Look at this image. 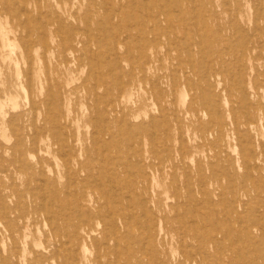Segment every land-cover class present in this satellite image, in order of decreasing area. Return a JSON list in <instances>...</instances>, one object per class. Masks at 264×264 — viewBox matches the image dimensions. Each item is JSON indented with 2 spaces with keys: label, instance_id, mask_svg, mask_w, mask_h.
Masks as SVG:
<instances>
[{
  "label": "rangeland",
  "instance_id": "obj_1",
  "mask_svg": "<svg viewBox=\"0 0 264 264\" xmlns=\"http://www.w3.org/2000/svg\"><path fill=\"white\" fill-rule=\"evenodd\" d=\"M163 1L164 3L162 4L161 2ZM25 2L28 4V6H26L27 8L24 7ZM45 5H47V7H45ZM204 5L205 7H203ZM173 6H175L177 10ZM46 8L47 10H45ZM139 8L140 11H138ZM7 9L9 13H7ZM50 9L52 11H50ZM55 9L57 11H55ZM196 9L198 11H196ZM203 9H205L204 13ZM211 9H213L214 12ZM236 10H238L239 13ZM254 10L256 14H254ZM55 12L58 15H53ZM92 13L95 15H92ZM169 13H171L172 16H169ZM26 15H31L32 17L30 18L36 16L34 18L35 24L38 22V26L34 24V31H31V34L33 33V38L37 40L36 42L38 43H36V59L32 64L26 62V60L18 55L20 44L18 40L15 39V34L21 33V30L17 28L16 25L17 19H19V17L25 19V17H28ZM201 15H203L202 20ZM255 15L259 17L254 18ZM204 16L207 18H204ZM57 17L59 20L56 19ZM168 17L171 18V23ZM60 18H65V21ZM118 18L120 20H118ZM149 19H152V21ZM0 20L6 30L12 29L15 31L14 33H10V40L7 46L0 49V101L3 107V116L2 119H0V154H3L0 155V247L6 249L8 247L10 248L12 245L8 226L13 225L17 231L19 226L22 228L24 224L25 229H23V231L28 232L27 240L29 243L31 242V250L44 251L43 253L48 255V259L43 264H138L139 262L140 264H264V106H262L264 105V82H262L264 81V31H262L264 30V0H0ZM40 21H42L43 25H41L42 23ZM51 21L54 23L52 24ZM110 22L112 24H110ZM217 22L221 24L219 25ZM203 23L205 26H202ZM240 24H243L246 28ZM169 25L171 27H169ZM104 26L106 27L104 28ZM36 27H38V29H36ZM98 27L99 31L97 30ZM100 28H103L102 30H104V32ZM199 28H201L200 31ZM202 28H205L204 31ZM214 28L216 31H214ZM72 29L74 31H72ZM65 30L67 31L65 32ZM91 30H93L92 33ZM139 30L151 32L153 44L152 47L146 51L155 58L157 56L159 59H154L155 61L143 70L136 67L133 60L127 58V52L125 51L128 49L126 44H129L130 41H132V43L137 42V39L132 36ZM152 31H154L153 36ZM22 32H24V35H29L26 31ZM71 32H73V36ZM120 32L121 34L119 35ZM155 32L158 34H155ZM68 33H71V36ZM230 33L233 34L230 36ZM154 35H156L157 38ZM67 36L69 37L67 38ZM199 36L201 37L199 38ZM241 36L244 39L241 38ZM204 37L206 38L204 39ZM257 37L260 39L258 40ZM208 39H211V41ZM232 39H234V41ZM71 44L75 45L74 48L70 46ZM97 44L100 45L98 46ZM58 45L59 48H57ZM44 46L47 48L45 49ZM106 46L112 48L111 52L117 54V58H114L115 55L113 54H104L103 50H105ZM169 47H172L171 50H169ZM184 47H192V50L186 52ZM81 50L83 52L86 51L83 53ZM88 50H90V52ZM131 51L134 56H137V50L132 49ZM239 51L241 52L239 53ZM99 52H101V55ZM76 57H82L83 63ZM46 59H48V61H46ZM71 60L76 61L72 62ZM114 63L120 68H123L125 71L124 76L120 77L119 70L113 68L115 66ZM187 63L190 64L188 65ZM215 64H217V67ZM131 67L134 69V78H131L129 75ZM94 68L99 71L93 73L92 70ZM26 70L31 73L32 76V83L31 85L29 84V86L26 85L19 76V73ZM196 74H198V76ZM200 74L202 76H200ZM231 77L232 80L230 79ZM55 78L57 79L55 80ZM201 78L204 79V81ZM182 79L187 80L185 86H180V80ZM206 79L208 80L206 81ZM48 86L52 88H48ZM127 86H130L129 88H131V90H129L130 94L125 96L124 90ZM243 87L247 90V92H245L246 94L241 93ZM10 94H12L17 101V107H15L13 101L10 100ZM229 94L232 95L229 96ZM218 95L220 96L218 97ZM131 96H133V98ZM219 98L221 100H219ZM233 99H235V101L238 100L236 102L237 104L234 103L235 101ZM155 100H157V102ZM48 101H50V104ZM192 101L193 104H191ZM253 102L256 103L254 104ZM217 105L220 106L221 109ZM249 108H251V110H249ZM203 111L205 112L203 113ZM234 112L237 113L235 114ZM17 115L21 116L19 117ZM98 118H100L101 121ZM127 119L128 121H126ZM261 119H263V121ZM95 120H97V124ZM159 120H161L162 123ZM252 120H254V123L249 125L247 122ZM69 122L71 125H69ZM31 123L33 124L31 125ZM105 123L107 124L105 125ZM109 126H111L110 128L114 129L115 132L111 131L112 129L110 130ZM22 128L23 130H21ZM69 129L72 132L69 131ZM94 129L96 131L95 133ZM76 132L79 134L75 135ZM188 132L189 135L187 134ZM70 133H72V135ZM74 135L75 137L78 136L76 138L77 140H75ZM246 139L250 141L248 142ZM74 141L78 142L75 143ZM93 141L94 143H92ZM57 142H59L60 145L59 143L57 144ZM156 145L160 149L156 147ZM3 146L12 147L7 148V152H2ZM142 147L144 148L142 149ZM150 147L153 150H151ZM113 148H115V150ZM139 148L140 150H138ZM161 148L165 150H161ZM252 149L254 151H252ZM13 151H15V153ZM159 152L160 154H158ZM131 154L132 157L129 158ZM161 155L164 156L162 157ZM229 158L232 159L229 160ZM128 159L134 161L130 162ZM30 160L32 164H30ZM49 161H53L51 162L52 164ZM123 161L124 163L121 164ZM249 161H251V163ZM10 162L13 165H10ZM33 168L34 170H31ZM108 169H110L109 173L116 175L118 179L113 180V178H111V183L106 182L105 185L101 184L100 186V184H97L95 181L100 177H104V175H108L106 172ZM30 176H32V178ZM15 177L17 178L15 179ZM135 178L138 179V181H136ZM36 180H38V182ZM2 183L9 189L3 187ZM89 186L91 187L88 190ZM229 186L230 188H228ZM126 189L128 195L126 194ZM85 190L88 191L86 192ZM35 193L41 195V197ZM193 193H195V195L197 194V196ZM79 194H81V198ZM113 194H116V196L113 197ZM69 196L71 199L68 198ZM57 197L60 201H57ZM134 197L136 200H134ZM49 199L51 201H49ZM190 199H192L191 202ZM19 202L22 203L19 204ZM31 202H33V204ZM79 203H82V205ZM21 204L23 205L21 206ZM203 205L207 206L205 207ZM51 206L54 207L52 208ZM68 206L70 207L68 208ZM89 206L90 208H88ZM76 208L78 209L76 210ZM81 208L86 211L83 212ZM212 210H214L215 213ZM20 212L25 215L24 218H21L23 221L19 218ZM107 212L109 213L107 214ZM126 212H130V214ZM228 214H231V216L229 217ZM93 215L95 217H93ZM142 216H144V218ZM146 218L147 220H145ZM47 219H49L50 222ZM75 219L77 220L75 221ZM91 219L93 220L91 221ZM128 220L129 222H127ZM212 220L214 225L212 224ZM249 220L253 223L249 222ZM116 221L117 223H115ZM86 222L92 223V226L95 227H93L94 231H92V236L87 237V240L82 241L83 243L80 242L75 245V242H72L67 236L70 232L74 230L78 231L82 226L88 224ZM72 223L73 225H71ZM231 225L233 228H231ZM210 229L213 230L210 231ZM230 232L231 235H229ZM21 233L22 232L17 231L15 236L19 237ZM215 233L217 235H215ZM57 234H59V236H57ZM238 234L240 235L239 237ZM115 239H117V242ZM69 245L71 246V250L69 249ZM181 246H184L185 249ZM191 247L193 248L191 249ZM19 250H21V247H19ZM155 254L160 255V259L157 257L158 255L156 256ZM208 254L210 255L208 256ZM4 255H6L5 252ZM25 255L31 262L30 264H37L35 263L36 255L33 252L30 253V251H27ZM97 259L98 261H96ZM217 259L219 260L216 261ZM127 260L128 262L126 263L125 261ZM28 262L25 263L28 264Z\"/></svg>",
  "mask_w": 264,
  "mask_h": 264
},
{
  "label": "bare ground",
  "instance_id": "obj_2",
  "mask_svg": "<svg viewBox=\"0 0 264 264\" xmlns=\"http://www.w3.org/2000/svg\"><path fill=\"white\" fill-rule=\"evenodd\" d=\"M13 1V0H12ZM19 1V0H18ZM40 1V0H39ZM85 1V0H84ZM133 1V0H132ZM135 1V0H134ZM178 1V0H177ZM201 1V0H200ZM213 1V0H212ZM227 1V0H226ZM259 1V0H258ZM93 2V1H92ZM100 2V1H99ZM107 2V1H106ZM153 2V1H152ZM173 2V1H172ZM180 2V1H179ZM13 3V2H12ZM162 4L164 3V1L163 2H161ZM193 3V2H192ZM214 3V2H213ZM15 4V3H14ZM26 4V5H25ZM25 4H24V7H26V6H28V4L25 2ZM101 4V3H100ZM146 4V3H145ZM166 4V3H165ZM174 4V3H173ZM175 4H177V3H175ZM184 4V3H183ZM17 5H18V3H17ZM20 5V4H19ZM49 5V4H48ZM96 5V4H95ZM107 5V4H106ZM105 5V6H106ZM115 5H116V3H115ZM120 5V4H119ZM141 5H142V3H141ZM182 5V4H181ZM202 5V4H201ZM8 6H10V5H8ZM15 6V5H14ZM21 6V5H20ZM20 6H18V7H20ZM88 6H89V4H88ZM107 6H109V5H107ZM106 6V7H107ZM111 6V5H110ZM145 6V5H144ZM209 6V5H208ZM45 7H47V5H45ZM51 7V6H50ZM103 7H104V5H103ZM102 7V8H103ZM105 7V8H106ZM174 8H175V6H173ZM177 7V6H176ZM203 7H205V5L203 6ZM202 7V8H203ZM256 7V6H255ZM254 7V8H255ZM6 8V7H5ZM11 8V7H10ZM14 8V7H13ZM27 8V7H26ZM34 8V7H33ZM94 8V7H93ZM104 8V9H105ZM141 8V7H140ZM140 8H139V10L138 11H140ZM147 8V7H146ZM165 8V7H164ZM169 8V7H168ZM173 8V9H174ZM194 8V7H193ZM199 8H200V6H199ZM211 8H212V5H211ZM218 8V7H217ZM261 8H263V7H261ZM23 9V8H22ZM39 9V8H38ZM156 9V8H155ZM176 9V8H175ZM182 9V8H181ZM180 9V10H181ZM184 9V8H183ZM195 9V8H194ZM210 9V8H209ZM257 9V8H256ZM19 10H20V8H19ZM24 10V9H23ZM26 10V9H25ZM33 10V9H32ZM40 10V9H39ZM43 10V9H42ZM41 10V11H42ZM45 10H47V8L45 9ZM114 10V9H113ZM162 10H164V9H162ZM177 10V9H176ZM204 11H203V13L205 12V9H203ZM211 10H213V9H211ZM210 10V11H211ZM230 10V9H229ZM7 11V13H9L8 12V9L6 10ZM49 11V10H48ZM50 11H52L51 9H50ZM55 11H57L56 9H55ZM112 11V10H111ZM115 11V10H114ZM165 11H166V9H165ZM167 11H170V10H167ZM196 11H198L197 9H196ZM231 11V10H230ZM238 13H239V11L238 10H236ZM20 12V11H19ZM38 12V11H37ZM88 12H89V10H88ZM91 12V11H90ZM142 12V11H141ZM173 12H175V11H173ZM181 12V11H180ZM213 12H214V10H213ZM254 12H255V10H254ZM261 12V11H260ZM21 13V12H20ZM48 13V12H47ZM59 13V12H58ZM78 13V12H77ZM94 13V12H93ZM92 13V15H95V14H93ZM137 13V12H136ZM218 13H219V10H218ZM19 14V13H18ZM32 14V13H31ZM54 14H57L56 12L55 13H53V15ZM105 14V13H104ZM113 14V13H112ZM114 14H115V12H114ZM113 14V15H114ZM120 14V13H119ZM118 14V15H119ZM157 14V13H156ZM167 14V13H166ZM198 14V13H197ZM215 14V13H214ZM217 14V13H216ZM254 14H256V12L254 13ZM25 15V14H24ZM37 15H38V13H37ZM44 15H47V14H44ZM51 15V14H50ZM58 15V14H57ZM60 15V14H59ZM78 15V14H77ZM111 15V14H110ZM152 15H154V14H152ZM169 16H172L171 15V13H169L168 14ZM187 15V14H186ZM231 15V14H230ZM238 15V14H237ZM258 15V14H257ZM257 15H255V17L254 18H258L259 16H257ZM17 16V15H16ZM23 16V15H22ZM26 16H28L27 18L25 17V19L24 18H20L19 16V19H17V28H19L21 31V33H19V34H15V39L16 40H18V42H19V44H20V47H19V53H18V55L22 58V59H24V60H26V62H28V63H31L32 64V62H34V60L36 59V57H35V55H36V52H37V48H36V41L37 40H35L34 38H33V33L31 34V31L33 32L34 31V27H33V25L35 24V17L34 18H30V17H32L31 15H26ZM177 16V15H176ZM184 16V15H183ZM202 16L203 15H201V20H202ZM261 16V15H260ZM39 17H40V15H39ZM51 17V16H50ZM59 17V16H58ZM56 18L57 20H59V18ZM79 17V16H78ZM85 17V16H84ZM93 17H95V16H93ZM116 17V16H115ZM128 17V16H127ZM238 17V16H237ZM12 18V17H11ZM47 18V17H46ZM45 18V19H46ZM52 18V17H51ZM54 18V17H53ZM167 18V17H166ZM177 18V17H176ZM182 18V17H181ZM188 18V17H187ZM204 18H207V17H205L204 16ZM212 18V17H211ZM214 18V17H213ZM50 19V18H49ZM61 19V18H60ZM64 19V20H63ZM63 19H61V20H63V21H65V18H63ZM74 19V18H73ZM117 19V18H116ZM123 19V18H122ZM142 19H143V17H142ZM168 19H169V22H170V17H168ZM167 19V20H168ZM173 19V18H172ZM179 19H180V17H179ZM178 19V20H179ZM183 19H184V17H183ZM199 19V18H198ZM231 19V18H230ZM229 19V20H230ZM84 20V19H83ZM108 20V19H107ZM112 20V19H111ZM118 20H120L119 18H118ZM150 20V19H149ZM185 20V19H184ZM194 20V19H193ZM1 21V20H0ZM38 21H39V18H38ZM76 21V20H75ZM89 21V20H88ZM106 21V20H105ZM150 21H152V19L150 20ZM204 21V20H203ZM209 21V20H208ZM214 21V20H213ZM231 21V20H230ZM241 21V20H240ZM36 22H37V19H36ZM41 23H42V21H40ZM44 22V21H43ZM144 22V21H143ZM160 22V21H159ZM172 22V21H171ZM170 22V23H171ZM239 22V21H238ZM242 22V21H241ZM261 22V21H260ZM264 22V21H263ZM38 23V22H37ZM37 23L35 24L36 26H38L37 25ZM51 23H52V21H51ZM54 23V22H53ZM52 23V24H53ZM62 23V22H61ZM139 23H140V21H139ZM138 23V24H139ZM217 23H219V22H217ZM217 23H216V25H217ZM236 23V22H235ZM235 23H234V26H235ZM6 24V23H5ZM87 24V23H86ZM110 24H112L111 22H110ZM117 24V23H116ZM125 24V23H124ZM180 24V23H179ZM221 23H219V25H220ZM230 24V23H229ZM236 24H238V23H236ZM34 25V26H35ZM41 25H43V23L41 24ZM55 25V24H54ZM80 25V24H79ZM92 25V24H91ZM133 25V24H132ZM131 25V26H132ZM174 25V24H173ZM184 25V24H183ZM225 25V24H224ZM241 25V24H240ZM239 25V26H240ZM243 25V24H242ZM241 25V26H242ZM64 26V25H63ZM65 26H66V24H65ZM88 26H89V22H88ZM93 26V25H92ZM98 26V25H97ZM185 26V25H184ZM192 26V25H191ZM202 26H205L204 25V23H203V25ZM244 26V25H243ZM250 26V25H249ZM58 27H59V25H58ZM106 26H104V28H105ZM111 27H112V25H111ZM169 27H171L170 25H169ZM225 27V26H224ZM245 27V26H244ZM258 27V26H257ZM263 27V26H262ZM45 28V27H44ZM240 28H242V27H240ZM246 28V27H245ZM247 28H249V27H247ZM259 28V27H258ZM36 29H38V27H36ZM66 29V28H65ZM85 29V28H84ZM94 29V28H93ZM99 29V27L97 28V30ZM101 29V28H100ZM103 29V28H102ZM101 29V30H102ZM111 29V28H110ZM119 29V28H118ZM176 29V28H175ZM197 29V28H196ZM203 29V31H204V29L205 28H202ZM253 29V28H252ZM262 29V28H261ZM45 30V29H44ZM113 30V29H112ZM121 30H122V28H121ZM201 30V28H199V31ZM213 30V29H212ZM246 30H248V29H246ZM22 31H26V33L28 32L29 33V35L28 34H26V35H24V32H22ZM67 30H65V32H66ZM69 31V30H68ZM72 31H74L73 29H72ZM85 31V30H84ZM83 31V32H84ZM88 31V30H87ZM86 31V32H87ZM92 31L93 30H91V33H92ZM99 31V30H98ZM103 32H104V30H102ZM195 31V30H194ZM198 31V30H197ZM214 31H216V29L214 28ZM218 31H220V30H218ZM232 31V30H231ZM243 31V30H242ZM253 31V30H252ZM262 31H264V30H262ZM15 31L14 30H6L5 29V27L3 26V24L0 22V49L1 48H3V47H6L7 46V43H8V41L10 40V33H14ZM39 32V31H38ZM158 32V31H157ZM157 32H155V34L157 33ZM250 32V31H249ZM260 32V31H259ZM37 33V32H36ZM43 33H47V32H43ZM72 33V36L74 35L73 34V32H71ZM70 33V34H71ZM95 33V32H94ZM105 33H106V31H105ZM117 33V32H116ZM237 33V32H236ZM248 33V32H247ZM246 33V34H247ZM254 33V32H253ZM253 33H252V35H253ZM264 33V32H263ZM38 34V33H37ZM69 34V33H68ZM69 34V35H70ZM85 34V33H84ZM88 34V33H87ZM86 34V35H87ZM121 34V32L119 33V35ZM134 34H135V32H134ZM153 34H154V31H152V36H153ZM158 34V33H157ZM176 34V33H175ZM185 34V33H184ZM233 34V33H232ZM231 33H230V36L232 35ZM251 34V33H250ZM249 34V35H250ZM256 34V33H255ZM259 34V33H258ZM261 34V33H260ZM39 35V34H38ZM118 35V34H117ZM116 35V36H117ZM168 35V34H167ZM206 35V34H205ZM238 35V34H237ZM242 35V34H241ZM71 36V35H70ZM105 36H107V35H105ZM155 37H156V35H154ZM177 36V35H176ZM203 36H204V34H203ZM206 36H208V35H206ZM211 36V35H210ZM218 36V35H217ZM261 36H263V35H261ZM40 37V36H39ZM44 37V36H43ZM47 37H48V35H47ZM65 37V36H64ZM69 36H67V38H68ZM89 37V36H88ZM91 37V36H90ZM97 37V36H96ZM98 37H100V36H98ZM112 37V36H111ZM132 37H135L136 39H137V42H135V43H132V41H130L129 42V44H126L127 45V50H125L127 53V58L129 59V60H133V63H134V65L136 66V67H138L140 70H143V69H145L148 65H151L152 64V62L153 61H155L154 59H156V60H159L158 59V57L156 56V58L155 57H153V55L152 54H149L146 50L147 49H149V48H151L152 47V44H153V38H151V32H148V31H145V30H139L138 32H136V34L135 35H133ZM201 36H199V38H200ZM250 37V36H249ZM255 37V36H254ZM76 38V37H75ZM157 38V37H156ZM176 38V37H175ZM174 38V39H175ZM206 37H204V39H205ZM218 38V37H217ZM241 38H243L242 36H241ZM256 38V37H255ZM11 39H12V37H11ZM14 39V38H13ZM64 39V38H63ZM89 39V38H88ZM95 39V38H94ZM98 39V38H97ZM105 39V38H104ZM124 39H126V38H124ZM196 39V38H195ZM215 39H216V37H215ZM224 39V38H223ZM237 39V38H236ZM244 39V38H243ZM251 39V38H250ZM249 39V40H250ZM257 39H258V37H257ZM260 39V38H259ZM258 39V40H259ZM73 40V39H72ZM102 40V39H101ZM209 40V39H208ZM214 40V39H213ZM219 40V39H218ZM226 40V39H225ZM233 41H234V39H232ZM63 41V40H62ZM104 41V40H103ZM102 41V42H103ZM117 41V40H116ZM115 41V42H116ZM123 41V40H122ZM178 41V40H177ZM198 41V40H197ZM196 41V42H197ZM207 41V40H206ZM209 41H211V39L209 40ZM251 41V40H250ZM254 41V40H253ZM38 42H39V40H38ZM44 42H45V40H44ZM43 42V43H44ZM65 42V41H64ZM118 42V41H117ZM116 42V43H117ZM174 42V41H173ZM245 42V41H244ZM258 42V41H257ZM88 43H90V42H88ZM100 43V42H99ZM124 43V42H123ZM162 43V42H161ZM180 43V42H179ZM216 43V42H215ZM219 43V42H218ZM235 43V42H234ZM239 43V42H238ZM237 43V44H238ZM259 43H260V41H259ZM38 44V43H37ZM49 44V43H48ZM79 44H80V42H79ZM82 44H83V42H82ZM109 44H110V42H109ZM169 44V43H168ZM171 44V43H170ZM183 44V43H182ZM206 44H208V43H206ZM205 44V45H206ZM225 44H226V41H225ZM246 44H247V42H246ZM47 45V44H46ZM45 45V46H46ZM84 45H86V44H84ZM98 45V44H97ZM96 45V46H97ZM100 45V44H99ZM98 45V46H99ZM232 45H234V44H232ZM40 46H41V44H40ZM45 46H44V48H45ZM70 46H72V48H74V44H71ZM69 46V47H70ZM97 46V47H98ZM111 46V45H110ZM178 46V45H177ZM199 46V45H198ZM209 46V45H208ZM213 46V45H212ZM216 46V45H215ZM215 46H214V48H215ZM235 46V45H234ZM37 47H39V46H37ZM82 47V46H81ZM86 47V46H85ZM84 47V48H85ZM182 47V46H181ZM207 47V46H206ZM224 47H226V46H224ZM228 47H229V44H228ZM243 47V46H242ZM253 47V46H252ZM47 48V47H46ZM45 48V49H46ZM51 48V47H50ZM53 48V47H52ZM56 48V47H55ZM57 48H59V45L57 46ZM66 48V47H65ZM93 48V47H92ZM171 48L172 47H169V50H171ZM178 48V47H177ZM235 48V47H234ZM238 48V47H237ZM81 49V48H80ZM79 49V50H80ZM94 49V48H93ZM101 49V48H100ZM132 49H135V50H137L138 51V54H137V56H134L133 54H132ZM184 49H185V51L186 52H189V50L191 51L192 50V47H184ZM193 49H194V47H193ZM217 49V48H216ZM215 49V50H216ZM239 49V48H238ZM242 49V48H241ZM248 49V48H247ZM52 50V49H51ZM102 50V49H101ZM117 50V49H116ZM168 50V51H169ZM204 50H205V48H204ZM210 50H212V49H210ZM236 50V49H235ZM252 50V49H251ZM262 50H263V48H262ZM48 51V50H47ZM46 51V52H47ZM56 51V50H55ZM82 51V50H81ZM86 51V50H85ZM84 51V52H85ZM89 52H90V50H88ZM112 51V48L111 47H109V46H106L105 47V50H103V52H104V54H107L108 53V55H110V54H113V55H115V57L114 58H117V54H115L114 52H111ZM118 51V50H117ZM228 51V50H227ZM231 51V50H230ZM49 52V51H48ZM52 52V51H51ZM83 52V51H82ZM83 52V53H84ZM102 52V51H101ZM101 52H99L100 53V55H101ZM215 52V51H214ZM241 51H239V53H240ZM252 52V51H251ZM75 53V52H74ZM98 53V52H97ZM96 53V54H97ZM125 53V52H124ZM182 53V52H181ZM206 53V52H205ZM216 53V52H215ZM236 53V52H235ZM238 53V52H237ZM243 53V52H242ZM226 54H227V52H226ZM260 54V53H259ZM69 55V54H68ZM72 55V54H71ZM80 55V54H79ZM82 55V54H81ZM179 55V54H178ZM189 55V54H188ZM188 55H187V57H188ZM207 55V54H206ZM244 55H245V53H244ZM244 55H243V57H244ZM246 55H248V54H246ZM46 56V55H45ZM95 56V55H94ZM107 56V55H106ZM105 56V57H106ZM120 56V55H119ZM181 56V55H180ZM261 56H263V55H261ZM80 57V56H79ZM79 57H76V58H79ZM95 57H97V56H95ZM94 57V58H95ZM102 57V56H101ZM200 57V56H199ZM258 57V56H257ZM39 58V57H38ZM70 58V57H69ZM82 58V57H81ZM81 58H79L81 61H82V59ZM84 58H85V56H84ZM98 58H99V54H98ZM107 58V57H106ZM110 58V57H109ZM189 58V57H188ZM193 58L195 59V57L193 56ZM236 58V57H235ZM59 59V58H58ZM78 59V60H79ZM211 59V58H210ZM240 59V58H239ZM248 59V58H247ZM255 59H257V58H255ZM254 59V60H255ZM113 60V59H112ZM227 60V59H226ZM46 61H48V59H46ZM67 61V60H66ZM69 61V60H68ZM67 61V62H68ZM72 61V60H71ZM74 61H76V60H74ZM74 61H72V62H74ZM119 61H120V59H119ZM163 61V60H162ZM177 61H178V59H177ZM193 61V60H192ZM200 61H201V59H200ZM256 61V60H255ZM70 62V61H69ZM79 62V61H78ZM85 62H86V59H85ZM89 62V61H88ZM97 62H99V61H97ZM190 62H191V60H190ZM225 62V61H224ZM242 62V61H241ZM247 62H249V61H247ZM82 63H83V61H82ZM194 63V62H193ZM210 63V62H209ZM62 64V63H61ZM60 64V65H61ZM72 64V63H71ZM132 64V63H131ZM188 64V63H187ZM190 64V63H189ZM188 64V65H189ZM208 64V63H207ZM30 65V64H29ZM70 65V64H69ZM114 67L113 68H115V69H117V70H119V75H120V77L121 76H124L125 75V71L123 70V68H120L116 63H114ZM217 64H215V66H216ZM227 65V64H226ZM229 65V64H228ZM46 66H47V63H46ZM75 66V65H74ZM112 66V65H111ZM125 66V65H124ZM175 66H176V63H175ZM182 66V65H181ZM184 66V65H183ZM209 66V65H208ZM213 66V65H212ZM250 66V65H249ZM78 67H79V65H78ZM190 67H191V65H190ZM217 67V66H216ZM216 67H215V69H216ZM242 67V66H241ZM245 67H246V65H245ZM133 67H131V69H130V71H129V75L131 76V78H134L133 77V70L134 69H132ZM172 68V67H171ZM178 68H179V66H178ZM184 68V67H183ZM205 68V67H204ZM209 68V67H208ZM232 68V67H231ZM239 68V67H238ZM49 69V68H48ZM163 69V68H162ZM180 69V68H179ZM178 69V70H179ZM210 69V68H209ZM214 69V68H213ZM226 69V68H225ZM246 69V68H245ZM248 69V68H247ZM29 70H32V69H29ZM88 70H89V68H88ZM208 70V69H207ZM212 70V69H211ZM242 70V69H241ZM99 70L98 69H96V68H94L93 70H92V72L93 73H97ZM228 71H230V70H228ZM249 71V70H248ZM248 71H246V72H248ZM48 72V71H47ZM68 72V71H67ZM196 72V71H195ZM201 72V71H200ZM224 72H225V70H224ZM234 72V71H233ZM256 72H257V70H256ZM49 73V72H48ZM47 73V74H48ZM88 73V72H87ZM187 73V72H186ZM203 73V72H202ZM262 73V72H261ZM0 74H1V70H0ZM175 74V73H174ZM209 74V73H208ZM215 74V73H214ZM248 74V73H247ZM251 74V73H250ZM257 74V73H256ZM197 76H198V74H196ZM233 75V74H232ZM19 76H20V78L23 80V82L26 84V85H28L29 86V84L31 85V83H32V76H31V73H29L27 70L26 71H23L22 73H19ZM47 76H49V75H47ZM143 76V75H142ZM161 76V75H160ZM200 76H202L201 74H200ZM239 76V75H238ZM162 77V76H161ZM175 77H176V75H175ZM188 77V76H187ZM205 77V76H204ZM222 77H223V75H222ZM96 78V77H95ZM157 78V77H156ZM190 78V77H189ZM245 78H246V76H245ZM249 78V77H248ZM57 78H55V80H56ZM84 79H85V77H84ZM109 79V78H108ZM198 79H200V78H198ZM202 79V78H201ZM224 79V78H223ZM231 80H232V77L230 78ZM254 79V78H253ZM50 80V79H49ZM96 80V79H95ZM192 80V79H191ZM194 80V79H193ZM203 81H204V79H202ZM208 79H206V81H207ZM217 80V79H216ZM226 80V79H225ZM224 80V81H225ZM264 80V79H263ZM41 81V80H40ZM59 81V80H58ZM122 81V80H121ZM160 81V80H159ZM201 81V80H200ZM235 81H236V79H235ZM247 81H248V79H247ZM246 81V82H247ZM226 82H227V80H226ZM226 82H224V83H226ZM242 82V81H241ZM262 82H264V81H262ZM49 83H51V82H49ZM121 83V82H120ZM142 83V82H141ZM215 83V82H214ZM243 83V82H242ZM65 84V83H64ZM187 84V80L186 79H182V80H180V86H185ZM192 84V83H191ZM199 84H200V82H199ZM206 84V83H205ZM246 84V83H245ZM66 85V84H65ZM96 85V84H95ZM215 85H216V83H215ZM230 85V84H229ZM262 85H263V83H262ZM52 86V85H51ZM76 86V85H75ZM201 86H203V85H201ZM225 86V85H224ZM231 86V85H230ZM236 86V85H235ZM247 86V85H246ZM61 87H63V86H61ZM130 86H127L126 88H125V90H124V95L125 96H128L129 94H130V92H129V90H131V88H129ZM209 87V86H208ZM214 87V86H213ZM223 87V86H222ZM25 88V87H24ZM29 88V87H28ZM48 88H52V87H49L48 86ZM47 88V89H48ZM57 88V87H56ZM118 88H119V86H118ZM212 88V87H211ZM216 88V87H215ZM230 88V87H229ZM61 89V88H60ZM75 89V88H74ZM95 89V88H94ZM141 89V88H140ZM225 89V88H224ZM231 89V88H230ZM236 89V88H235ZM50 90V89H49ZM73 90V89H72ZM122 90V89H121ZM133 90V89H132ZM153 90V89H152ZM174 90V89H173ZM172 90V91H173ZM201 90V89H200ZM215 90V89H214ZM217 90V89H216ZM222 90H223V88H222ZM240 90H241V88H240ZM95 91H96V89H95ZM141 91V90H140ZM189 91H190V89H189ZM60 92H62V91H60ZM98 92V91H97ZM122 92V91H121ZM245 92H247V90L245 89V87H243L242 88V92L241 93H245ZM104 93H106V92H104ZM60 94H62V93H60ZM134 94V93H133ZM199 94H201V93H199ZM232 94H233V92H232ZM232 94H229V96L230 95H232ZM246 94V93H245ZM1 95H2V93H1ZM55 95V94H54ZM90 95H91V93H90ZM95 95H97V94H95ZM253 95V94H252ZM113 96V95H112ZM124 96V97H125ZM134 96V95H133ZM133 96H131L132 98H133ZM138 96V95H137ZM220 95H218V97H219ZM234 96V95H233ZM58 97V96H57ZM108 97H110V96H108ZM252 97V96H251ZM113 98V97H112ZM111 98V99H112ZM128 98V97H127ZM138 98V97H137ZM175 98V97H174ZM193 98V97H192ZM203 98V97H202ZM217 98V97H216ZM232 98V97H231ZM58 99H59V97H58ZM218 99V98H217ZM217 99H215V100H217ZM10 100L11 101H13V103H14V106L15 107H17L18 106V103H17V101L15 100V98L12 96V94H10ZM46 100V99H45ZM63 100V99H62ZM108 100V99H107ZM219 100H221L220 98H219ZM232 100V99H231ZM234 101H235V99H233ZM51 101V100H50ZM50 101H48L49 102V104H50ZM112 101V100H111ZM156 102H157V100H155ZM230 101V100H229ZM238 100H236L234 103H236ZM31 102H32V100H31ZM175 102V101H174ZM252 102V101H251ZM40 103V102H39ZM38 103V104H39ZM254 104L256 103V102H253ZM252 103V104H253ZM264 103V102H263ZM33 104V103H32ZM47 104V103H46ZM107 104H109V103H107ZM106 104V105H107ZM191 104H193V101H192V103ZM237 104V103H236ZM248 104V103H247ZM252 104H251V106H252ZM40 105V104H39ZM218 106V105H217ZM262 106H264V105H262ZM35 107V106H34ZM96 107V106H95ZM207 107V106H206ZM205 107V108H206ZM219 108H220V106H218ZM233 107H234V105H233ZM239 107V106H238ZM255 107V106H254ZM2 104H1V101H0V119H2V116H3V110H2ZM90 108V107H89ZM159 108V107H158ZM174 108V107H173ZM196 108V107H195ZM204 108V107H203ZM208 108V107H207ZM218 108V109H219ZM235 108V107H234ZM243 108V107H242ZM248 108V107H247ZM252 108H253V106H252ZM262 108V107H261ZM43 109V108H42ZM199 109V108H198ZM212 109V108H211ZM221 109V108H220ZM48 110V109H47ZM100 110V109H99ZM249 110H251V108H249ZM210 111V110H209ZM247 111V110H246ZM258 111V110H257ZM256 111V112H257ZM21 112H23V111H21ZM92 112V111H91ZM105 112H106V110H105ZM161 112V111H160ZM205 111H203V113H204ZM115 113V112H114ZM122 113H123V111H122ZM171 113V112H170ZM192 113V112H191ZM211 113V112H210ZM235 113V112H234ZM237 113V112H236ZM235 113V114H236ZM249 113V112H248ZM99 114V113H98ZM104 114V113H103ZM151 114V113H150ZM172 114V113H171ZM206 114V113H205ZM208 114V113H207ZM212 114V113H211ZM243 114V113H242ZM251 114V113H250ZM9 115V114H8ZM24 115V114H23ZM22 115V116H23ZM34 115H35V113H34ZM96 115V114H95ZM124 115V114H123ZM134 115V114H133ZM160 115H161V113H160ZM216 115V114H215ZM214 115V116H215ZM252 115V114H251ZM250 115V116H251ZM17 116H19V115H17ZM21 116V115H20ZM19 116V117H20ZM46 116V115H45ZM93 116V115H92ZM150 116V115H149ZM154 116V115H153ZM158 116V115H157ZM175 116H176V114H175ZM218 116V115H217ZM249 116V115H248ZM25 117V116H24ZM98 117V116H97ZM100 117V116H99ZM104 117H105V115H104ZM116 117V116H115ZM131 117H133V116H131ZM139 117V116H138ZM151 117H152V114H151ZM234 117H235V115H234ZM252 117V116H251ZM259 117H260V114H259ZM11 118H13V117H11ZM21 118H23V117H21ZM108 118V117H107ZM134 118H136V117H134ZM143 118V117H142ZM145 118V117H144ZM154 118V117H153ZM157 118V117H156ZM228 118V117H227ZM93 119V118H92ZM99 120H100V118H98ZM131 119V118H130ZM94 120V119H93ZM138 120V119H137ZM154 120V119H153ZM174 120V119H173ZM177 120V119H176ZM205 120V119H204ZM262 121H263V119H261ZM260 120V121H261ZM96 121V124H97V120H95ZM101 121V120H100ZM126 121H128V119L126 120ZM159 121H161V120H159ZM214 121V120H213ZM227 121V120H226ZM261 121V122H262ZM4 122H5V119H4ZM19 122V121H18ZM62 122V121H61ZM71 122V121H70ZM70 122H69V125H71L70 124ZM106 122V121H105ZM112 122V121H111ZM120 122V121H119ZM129 122H130V120H129ZM142 122V121H141ZM175 122V121H174ZM202 122V121H201ZM215 122V121H214ZM20 123V122H19ZM57 123V122H56ZM161 123H162V121H161ZM179 123V122H178ZM227 123H228V121H227ZM249 125H252L253 123H254V120H252V121H248L247 122ZM33 123H31V125H32ZM60 124V123H59ZM102 124H104V123H102ZM107 123H105V125H106ZM110 124V123H109ZM116 124V123H115ZM135 124V123H134ZM172 124V123H171ZM171 124H170V126H171ZM206 124V123H205ZM262 124V123H261ZM20 125H22V124H20ZM35 125V124H34ZM117 125V124H116ZM131 125V124H130ZM141 125V124H140ZM150 125V124H149ZM217 125V124H216ZM51 126V125H50ZM60 126L62 127V125L60 124ZM108 126V125H107ZM207 126V125H206ZM239 126V125H238ZM37 127V126H36ZM66 127V126H65ZM74 127V126H73ZM105 127V126H104ZM111 126H109V128H110ZM106 128V127H105ZM115 128V127H114ZM124 128V127H123ZM180 128V127H179ZM196 128V127H195ZM198 128V127H197ZM219 128H220V126H219ZM249 128V127H248ZM248 128H247V130H248ZM43 129V128H42ZM73 129H75V128H73ZM78 129H79V127H78ZM112 128H110V130H111ZM126 129H127V127H126ZM141 129V128H140ZM145 129V128H144ZM147 129V128H146ZM149 129V128H148ZM190 129V128H189ZM208 129V128H207ZM237 129V128H236ZM240 129V128H239ZM14 130H15V128H14ZM21 130H23V128L21 129ZM35 130H36V128H35ZM44 130V129H43ZM80 130V129H79ZM106 130V129H105ZM104 130V131H105ZM129 130V129H128ZM150 130H152V129H150ZM157 130V129H156ZM219 130H221V129H219ZM47 131H49V130H47ZM46 131V132H47ZM67 131H68V129H67ZM69 131H71L70 129H69ZM111 131H114V129H112ZM148 131V130H147ZM192 131V130H191ZM199 131V130H198ZM211 131V130H210ZM238 131V130H237ZM72 132V131H71ZM96 131H95V129H94V133H95ZM115 132V131H114ZM146 132V131H145ZM151 132V131H150ZM157 132V131H156ZM195 132V131H194ZM212 132V131H211ZM210 132V133H211ZM248 132H250V131H248ZM14 133V132H13ZM22 133V132H21ZM34 133H35V131H34ZM43 133H45V132H43ZM65 133H66V131H65ZM110 133V132H109ZM112 133V132H111ZM215 133V132H214ZM243 133V132H242ZM69 134V133H68ZM71 135H72V133H70ZM77 134H79V133H75V135H77ZM90 134V133H89ZM132 134V133H131ZM138 134V133H137ZM143 134V133H142ZM152 134V133H151ZM154 134V133H153ZM188 135H189V132L187 133ZM205 134V133H204ZM246 134V133H245ZM19 135H20V132H19ZM46 135H47V133H46ZM75 135H74V137H75ZM112 135V134H111ZM144 135V134H143ZM150 135V134H149ZM158 135V134H157ZM162 135V134H161ZM203 135V134H202ZM212 135V134H211ZM250 135V134H249ZM99 136V135H98ZM105 136H107V135H105ZM134 136V135H133ZM172 136V135H171ZM74 137H72V138H74ZM78 137V136H77ZM77 137H75V140H77L76 138ZM102 137V136H101ZM141 137H142V135H141ZM154 137H155V135H154ZM190 137V136H189ZM228 137V136H227ZM254 137V136H253ZM264 137V136H263ZM32 138V137H31ZM65 138H66V136H65ZM71 138V137H70ZM115 138V137H114ZM129 138H130V136H129ZM151 138V137H150ZM150 138H148V139H150ZM158 138V137H157ZM170 138V137H169ZM244 138H245V136H244ZM22 139V138H21ZM63 139V138H62ZM101 139V138H100ZM124 139H126V138H124ZM132 139H133V137H132ZM141 139H143V138H141ZM250 139V138H249ZM247 140L248 142L250 141V140ZM28 140H29V138H28ZM73 140V139H72ZM104 140V139H103ZM134 140V139H133ZM167 140V139H166ZM186 140V139H185ZM225 140V139H224ZM235 140V139H234ZM12 141V140H11ZM30 141V140H29ZM99 141V140H98ZM143 141V140H142ZM245 141V140H244ZM243 141V142H244ZM246 141V142H247ZM75 142V141H74ZM73 142V143H74ZM76 142H78V141H76ZM75 142V143H76ZM88 142H89V140H88ZM100 142V141H99ZM134 142V141H133ZM173 142V141H172ZM193 142V141H192ZM214 142V141H213ZM258 142V141H257ZM263 142V141H262ZM38 143V142H37ZM59 142H57V144H58ZM63 143H64V141H63ZM62 143V144H63ZM92 143H94V141L92 142ZM128 143V142H127ZM163 143V142H162ZM224 143V142H223ZM14 144V143H13ZM19 144V143H18ZM17 144V145H18ZM55 144V143H54ZM89 144V143H88ZM96 144V143H95ZM134 144V143H133ZM140 144V143H139ZM239 144V143H238ZM16 145V146H17ZM59 145H60V143H59ZM72 145H75V144H72ZM80 145H82V144H80ZM101 145H102V143H101ZM126 145H128V144H126ZM166 145V144H165ZM180 145H181V143H180ZM187 145V144H186ZM207 145V144H206ZM205 145V146H206ZM13 146V145H12ZM12 146H8V147H6V146H3L2 147V152H7V148H9V147H12ZM41 146V145H40ZM56 146V145H55ZM66 146V145H65ZM91 146H92V144H91ZM163 146V145H162ZM217 146V145H216ZM255 146H256V144H255ZM38 147H39V145H38ZM79 147H81V146H79ZM87 147V146H86ZM95 147H97V146H95ZM101 147V146H100ZM122 147H123V145H122ZM144 147H145V143H144ZM144 147H142V149L144 148ZM156 147H158L157 145H156ZM167 147V146H166ZM59 148V147H58ZM64 148V147H63ZM77 148V147H76ZM108 148V147H107ZM132 148V147H131ZM136 148V147H135ZM159 148V147H158ZM247 148V147H246ZM252 148H253V146H252ZM38 149H41V148H38ZM37 149V150H38ZM106 149V148H105ZM114 150H115V148H113ZM122 149V148H121ZM130 149V148H129ZM146 149V148H145ZM150 149L151 150H153L151 147H150ZM160 149V148H159ZM232 149V148H231ZM237 149V148H236ZM18 150V149H17ZM33 150V149H32ZM77 150V149H76ZM81 150V149H80ZM89 150H91V149H89ZM112 150V149H111ZM113 150V151H114ZM137 150V149H136ZM138 150H140V148L138 149ZM155 150H156V148H155ZM154 150V151H155ZM161 150H165V149H162L161 148ZM226 150V149H225ZM34 151V150H33ZM32 151V152H33ZM120 151V150H119ZM173 151V150H172ZM211 151V150H210ZM252 151H254L253 149H252ZM14 153H15V151H13ZM22 152H23V150H22ZM30 152V151H29ZM42 152V151H41ZM64 152V151H63ZM104 152V151H103ZM122 152V151H121ZM130 152H132V151H130ZM145 152V151H144ZM211 152H213V151H211ZM87 153V152H86ZM110 153V152H109ZM123 153V152H122ZM128 153V152H127ZM134 153V152H133ZM150 153H151V151H150ZM164 153H165V151H164ZM184 153H185V151H184ZM183 153V154H184ZM206 153V152H205ZM225 153H227V152H225ZM58 154H59V151H58ZM62 154V153H61ZM64 154H65V152H64ZM92 154V153H91ZM120 154V153H119ZM118 154V155H119ZM124 154V153H123ZM141 154H142V152H141ZM158 154H160V152L158 153ZM166 154V153H165ZM170 154V153H169ZM231 154V153H230ZM0 155H3V154H0ZM15 155V154H14ZM26 155V154H25ZM40 155V154H39ZM88 155V154H87ZM96 155V154H95ZM104 155V154H103ZM140 155V154H139ZM138 155V156H139ZM227 155V154H226ZM38 156V155H37ZM124 156V155H123ZM122 156V157H123ZM128 156V155H127ZM141 156V155H140ZM160 156V155H159ZM162 157L164 156V155H161ZM174 156H175V154H174ZM245 156V155H244ZM14 157V156H13ZM21 157V156H20ZM19 157V158H20ZM26 157V156H25ZM40 157V156H39ZM38 157V158H39ZM63 157V156H62ZM103 157V156H102ZM132 157V154H131V156L129 157V158H131ZM142 157V156H141ZM158 157V156H157ZM230 157V156H229ZM47 158V157H46ZM135 158V157H134ZM139 158V157H138ZM144 158V157H143ZM159 158V157H158ZM188 158V157H187ZM14 159V158H13ZM103 159V158H102ZM108 159H110V158H108ZM114 159H115V157H114ZM162 159V158H161ZM232 159V158H231ZM230 158H229V160H231ZM249 159V158H248ZM39 160V159H38ZM117 160V159H116ZM120 160V159H119ZM118 160V161H119ZM129 160V159H128ZM140 160V159H139ZM160 160V159H159ZM191 160V159H190ZM244 160V159H243ZM4 161V160H3ZM39 161H42V160H39ZM48 161V160H47ZM117 161V162H118ZM130 162L132 161L131 159L129 160ZM134 161V160H133ZM132 161V162H133ZM141 161V160H140ZM139 161V162H140ZM162 161V160H161ZM165 161V160H164ZM192 161H194V160H192ZM210 161V160H209ZM256 161V160H255ZM15 162V161H14ZM24 162V161H23ZM50 162V161H49ZM51 162H53V161H51ZM50 162V163H51ZM199 162V161H198ZM250 163H251V161H249ZM248 162V163H249ZM122 163H124V161L123 162H121V164ZM126 163H127V161H126ZM125 163V164H126ZM160 163V162H159ZM165 163V162H164ZM192 163V162H191ZM2 164H3V162H2ZM12 163L10 162V165H11ZM23 164V163H22ZM30 164H32V162H31V160H30ZM29 164V165H30ZM42 164H43V162H42ZM52 164V163H51ZM117 164V163H116ZM119 164V163H118ZM130 164V163H129ZM143 164V163H142ZM145 164V163H144ZM193 164V163H192ZM239 164V163H238ZM243 164H244V162H243ZM13 165V164H12ZM15 165V164H14ZM16 165H17V162H16ZM127 165V164H126ZM249 165V164H248ZM258 165V164H257ZM3 166V165H2ZM1 166V167H2ZM21 166H23V165H21ZM30 166H32V165H30ZM29 166V167H30ZM91 166V165H90ZM106 166V165H105ZM124 166V165H123ZM199 166V165H198ZM225 166V165H224ZM256 166V165H255ZM6 167V166H5ZM4 167V168H5ZM10 167V166H9ZM33 167V166H32ZM111 167V166H110ZM117 167V166H116ZM169 167V166H168ZM180 167V166H179ZM194 167V166H193ZM200 167V166H199ZM248 167V166H247ZM11 168V167H10ZM21 168V167H20ZM41 168V167H40ZM92 168V167H91ZM188 168V167H187ZM190 168H192V167H190ZM22 169V168H21ZM24 169H25V167H24ZM145 169V168H144ZM0 170H1V168H0ZM6 170V169H5ZM17 170H18V167H17ZM31 170H34V168L33 169H31ZM41 170V169H40ZM39 170V171H40ZM66 170H68V169H66ZM118 170V169H117ZM120 170V169H119ZM122 170V169H121ZM126 170V169H125ZM124 170V171H125ZM129 170V169H128ZM187 170V169H186ZM228 170V169H227ZM241 170V169H240ZM25 171V170H24ZM80 171V170H79ZM98 171V170H97ZM131 171V170H130ZM160 171V170H159ZM13 172V171H12ZM83 172V171H82ZM106 172L108 173V175H104V177H100L98 180H96L95 182H97V184H100V186H101V184L102 185H105L106 184V182H108V183H111L112 182V180H111V178H113V180H117L118 178H117V176L116 175H113V174H111V173H109L110 172V169H108V170H106ZM119 172V171H118ZM142 172V171H141ZM152 172V171H151ZM14 173V172H13ZM33 173V172H32ZM124 173V172H123ZM130 173V172H129ZM188 173V172H187ZM186 173V174H187ZM192 173V172H191ZM199 173V172H198ZM244 173V172H243ZM29 174H30V171H29ZM37 174V173H36ZM90 174V173H89ZM88 174V175H89ZM178 174V173H177ZM189 174V173H188ZM203 174V173H202ZM224 174V173H223ZM226 174V173H225ZM231 174V173H230ZM229 174V175H230ZM68 175V174H67ZM139 175V174H138ZM11 176H12V173H11ZM13 176H15V175H13ZM90 176V175H89ZM122 176V175H121ZM192 176V175H191ZM202 176V175H201ZM31 178H32V176H30ZM41 177V176H40ZM56 177V176H55ZM66 177V176H65ZM64 177V178H65ZM68 177V176H67ZM74 177V176H73ZM138 177V176H137ZM150 177V176H149ZM233 177V176H232ZM2 178V177H1ZM17 177H15V179H16ZM31 178H29V179H31ZM75 178V177H74ZM92 178V177H91ZM126 178V177H125ZM201 178V177H200ZM217 178V177H216ZM3 179V178H2ZM1 179V180H2ZM35 179V178H34ZM39 179V178H38ZM46 179V178H45ZM50 179V178H49ZM48 179V180H49ZM82 179V178H81ZM80 179V180H81ZM85 179V178H84ZM93 179V178H92ZM134 179V178H133ZM136 179V178H135ZM203 179V178H202ZM201 179V180H202ZM41 180V179H40ZM89 180V179H88ZM94 180V179H93ZM148 180H150V179H148ZM189 180V179H188ZM214 180V179H213ZM243 180V179H242ZM251 180V179H250ZM29 181V180H28ZM27 181V182H28ZM37 182H38V180H36ZM35 181V182H36ZM42 181V180H41ZM40 181V182H41ZM67 181V180H66ZM69 181V180H68ZM74 181V180H73ZM136 181H138V179H136ZM145 181V180H144ZM244 181V180H243ZM18 182V181H17ZM260 182V181H259ZM258 182V183H259ZM31 183V182H30ZM42 183V182H41ZM41 183H40V185H41ZM204 183V182H203ZM223 183V182H222ZM263 183V182H262ZM4 183H2V185H3ZM12 184V183H11ZM36 184V183H35ZM96 184V183H95ZM140 184V183H139ZM193 184V183H192ZM206 184V183H205ZM236 184V183H235ZM28 185V184H27ZM30 185V184H29ZM39 185V186H40ZM56 185H57V183H56ZM81 185V184H80ZM79 185V186H80ZM109 185V184H108ZM114 185H115V182H114ZM175 185V184H174ZM201 185V184H200ZM33 186V185H32ZM98 186V185H97ZM110 186V185H109ZM119 186V185H118ZM149 186V185H148ZM154 186V185H153ZM152 186V187H153ZM3 187H6L7 188V186H4L3 185ZM9 187V186H8ZM20 187V186H19ZM18 187V188H19ZM28 187V186H27ZM33 187H35V186H33ZM32 187V188H33ZM38 187V186H37ZM43 187V186H42ZM55 187V186H54ZM72 187V186H71ZM85 187H86V185H85ZM90 187L91 186H89V188H88V190L90 189ZM128 187V186H127ZM126 187V188H127ZM134 187H135V185H134ZM224 187V186H223ZM227 187V186H226ZM5 188V189H6ZM11 188V187H10ZM15 188V187H14ZM30 188V187H29ZM36 188V187H35ZM44 188V187H43ZM50 188H51V186H50ZM77 188V187H76ZM116 188H117V186H116ZM119 188V187H118ZM121 188V187H120ZM131 188V187H130ZM129 188V189H130ZM136 188V187H135ZM186 188V187H185ZM201 188V187H200ZM206 188V187H205ZM228 188H230V186L228 187ZM233 188V187H232ZM235 188V187H234ZM237 188V187H236ZM7 189H9V188H7ZM16 189V188H15ZM14 189V190H15ZM58 189H59V187H58ZM57 189V190H58ZM85 189V188H84ZM155 189V188H154ZM176 189V188H175ZM203 189V188H202ZM201 189V190H202ZM207 189V188H206ZM217 189H218V187H217ZM19 190H22V189H19ZM32 190V189H31ZM80 190H81V188H80ZM87 190V191H88ZM105 191H107L106 189H104ZM135 190V189H134ZM139 190V189H138ZM138 190H136V191H138ZM185 190H187V189H185ZM191 190V189H190ZM0 191H1V189H0ZM16 191V190H15ZM38 191H39V189H38ZM44 191V190H43ZM55 191V190H54ZM66 191H67V189H66ZM71 191V190H70ZM83 191V190H82ZM81 191V192H82ZM86 191V190H85ZM86 191V192H87ZM128 191H130V190H128ZM194 191H196V190H194ZM222 191V190H221ZM224 191V190H223ZM237 191V190H236ZM235 191V192H236ZM21 192V191H20ZM45 192V191H44ZM108 192V191H107ZM135 192V191H134ZM139 192V191H138ZM137 192V193H138ZM142 192V191H141ZM201 192V191H200ZM205 192V191H204ZM232 192V191H231ZM242 192V191H241ZM17 193V192H16ZM15 193V194H16ZM46 193V192H45ZM75 193V192H74ZM114 193V192H113ZM140 193V192H139ZM188 193V192H187ZM202 193V192H201ZM225 193V192H224ZM245 193V192H244ZM20 194V193H19ZM30 194H31V192H30ZM36 194V193H35ZM72 194V193H71ZM121 194V193H120ZM123 194H124V192H123ZM126 194H127V189H126ZM132 194V193H131ZM175 194H176V192H175ZM189 194V193H188ZM194 195H195V193H193ZM204 194V193H203ZM223 194V193H222ZM238 194V193H237ZM236 194V195H237ZM21 195V194H20ZM19 195V196H20ZM32 195H33V193H32ZM32 195H31V198H32ZM36 195H38V194H36ZM62 195V194H61ZM61 195H59V196H61ZM67 195V194H66ZM81 194H79V196H80ZM84 195V194H83ZM86 195V194H85ZM128 195V194H127ZM190 195V194H189ZM205 195V194H204ZM203 195V196H204ZM3 196V195H2ZM18 196V195H17ZM38 196H40L41 197V195H38ZM55 196V195H54ZM73 196V195H72ZM114 196H116V194H113V197ZM144 196V195H143ZM146 196V195H145ZM195 196H197V194L195 195ZM202 196V197H203ZM207 196V195H206ZM222 196V195H221ZM227 196V195H226ZM233 196V195H232ZM1 197V196H0ZM4 197V196H3ZM29 197V196H28ZM127 197V196H126ZM191 197V196H190ZM14 198H15V196H14ZM35 198V197H34ZM43 198V197H42ZM49 198V197H48ZM58 198V197H57ZM66 198V197H65ZM64 198V199H65ZM68 198H70V196L68 197ZM80 198H81V196H80ZM135 198V197H134ZM189 198V197H188ZM198 198V197H197ZM204 198V197H203ZM203 198H202V200H203ZM211 198V197H210ZM29 199V198H28ZM33 199V198H32ZM31 199V200H32ZM51 199V198H50ZM49 199V201H51ZM55 199V198H54ZM67 199V198H66ZM65 199V200H66ZM71 199V198H70ZM78 199V198H77ZM87 199V198H86ZM97 199V198H96ZM116 199V198H115ZM181 199V198H180ZM182 199H184V198H182ZM193 199V198H192ZM192 199H190V202L192 201ZM1 200V199H0ZM3 200V199H2ZM11 200V199H10ZM21 200H23V199H21ZM30 200V201H31ZM83 200V199H82ZM134 200H136V198L134 199ZM138 200H139V198H138ZM232 200V199H231ZM230 200V201H231ZM260 200V199H259ZM20 201V200H19ZM26 201V200H25ZM27 201H29V200H27ZM33 201V200H32ZM57 201H60V199L58 198V200ZM78 201V200H77ZM99 201V200H98ZM228 201H229V199H228ZM236 201V200H235ZM240 201V200H239ZM245 201V200H244ZM243 201V202H244ZM6 202V201H5ZM16 202V201H15ZM65 202V201H64ZM80 202V201H79ZM85 202V201H84ZM107 202V201H106ZM105 202V203H106ZM136 202V201H135ZM152 202V201H151ZM197 202H198V200H197ZM4 203V202H3ZM20 203H22V202H19V204ZM28 203V202H27ZM32 204H33V202H31ZM37 203H39V202H37ZM44 203V202H43ZM59 203V202H58ZM73 203V202H72ZM77 203V202H76ZM87 203V202H86ZM96 203V202H95ZM98 203V202H97ZM137 203H138V201H137ZM145 203V202H144ZM200 203V202H199ZM198 203V204H199ZM202 203V202H201ZM210 203V202H209ZM226 203V202H225ZM232 203V202H231ZM238 203V202H237ZM247 203V202H246ZM42 204V203H41ZM54 204V203H53ZM52 204V205H53ZM59 204H61V203H59ZM74 204V203H73ZM80 205H82V203H79ZM91 204V203H90ZM128 204V203H127ZM146 204V203H145ZM183 204V203H182ZM187 204V203H186ZM185 204V205H186ZM197 204V203H196ZM213 204V203H212ZM227 204V203H226ZM10 205V204H9ZM23 204H21V206H22ZM35 205V204H34ZM34 205H33V207H34ZM43 205V204H42ZM70 205V204H69ZM77 205H78V203H77ZM99 205V204H98ZM109 205V204H108ZM141 205H143V204H141ZM233 205V204H232ZM237 205V204H236ZM242 205H243V203H242ZM245 205H247V204H245ZM20 206V205H19ZM28 206V205H27ZM61 206V205H60ZM192 206V205H191ZM203 206H205V205H203ZM207 206V205H206ZM205 206V207H206ZM210 206V205H209ZM226 206V205H225ZM237 206H239V205H237ZM244 206V205H243ZM4 207V206H3ZM38 207V206H37ZM52 207V206H51ZM54 207V206H53ZM52 207V208H53ZM59 207V206H58ZM70 206H68V208H69ZM77 207V206H76ZM177 207V206H176ZM186 207V206H185ZM240 207V206H239ZM249 207V206H248ZM25 208H27V207H25ZM67 208V207H66ZM72 208V207H71ZM79 208V207H78ZM78 208H76V210L78 209ZM88 208H90V206L88 207ZM92 208V207H91ZM187 208V207H186ZM18 209V208H17ZM45 209V208H44ZM49 209V208H48ZM80 209V208H79ZM105 209H106V207H105ZM128 209H129V207H128ZM139 209V208H138ZM144 209H145V207H144ZM151 209V208H150ZM184 209V208H183ZM196 209V208H195ZM225 209V208H224ZM8 210V209H7ZM7 210H5V211H7ZM14 210V209H13ZM29 210V209H28ZM40 210H42V209H40ZM39 210V211H40ZM81 210L83 211V212H85L86 210L85 209H83V208H81ZM90 210V209H89ZM130 210V209H129ZM182 210V209H181ZM201 210V209H200ZM234 210V209H233ZM244 210V209H243ZM21 211V210H20ZM44 211V210H43ZM179 211V210H178ZM195 211V210H194ZM206 211V210H205ZM204 211V212H205ZM212 211H214V210H212ZM235 211V210H234ZM10 212V211H9ZM28 212V211H27ZM96 212V211H95ZM100 212V211H99ZM112 212V211H111ZM160 212V211H159ZM7 213V212H6ZM21 213V212H20ZM24 213H25V210H24ZM36 213V212H35ZM47 213H48V211H47ZM56 213V212H55ZM57 213H58V211H57ZM61 213V212H60ZM92 213V212H91ZM109 212H107V214H108ZM124 213V212H123ZM126 213H128V212H126ZM176 213V212H175ZM187 213V212H186ZM189 213V212H188ZM214 213H215V211H214ZM213 213V214H214ZM226 213H228V212H226ZM9 214V213H8ZM22 214V213H21ZM20 214V215H21ZM34 214V213H33ZM39 214V213H38ZM41 214V213H40ZM50 214H52V213H50ZM99 214V213H98ZM111 214V213H110ZM128 214H130V212L128 213ZM163 214V213H162ZM200 214V213H199ZM209 214V213H208ZM10 215V214H9ZM9 215H8V217H9ZM19 215V218L21 219V218H24L25 217V215H21L20 216ZM142 215H143V213H142ZM159 215V214H158ZM169 215V214H168ZM216 215V214H215ZM227 215V214H226ZM229 215V214H228ZM246 215V214H245ZM18 216V215H17ZM91 216V215H90ZM105 216H107V215H105ZM112 216V215H111ZM128 216V215H127ZM225 216V215H224ZM231 216V214L229 215V217ZM237 216V215H236ZM30 217V216H29ZM29 217H27L28 219H30ZM44 217V216H43ZM46 217H48V216H46ZM67 217V216H66ZM92 217V216H91ZM93 217H95L94 215H93ZM117 217V216H116ZM124 217V216H123ZM128 217H130V216H128ZM137 217H139V216H137ZM143 218H144V216H142ZM238 217V216H237ZM259 217V216H258ZM17 218V217H16ZM35 218V217H34ZM49 218H50V216H49ZM58 218V217H57ZM56 218V219H57ZM73 218V217H72ZM189 218V217H188ZM194 218V217H193ZM202 218V217H201ZM227 218V217H226ZM251 218V217H250ZM9 219V218H8ZM18 219V218H17ZM78 219V218H77ZM77 219H75V221L77 220ZM129 219V218H128ZM141 219V218H140ZM203 219V218H202ZM252 219V218H251ZM250 219V220H251ZM10 220V219H9ZM8 220V221H9ZM49 222H50V220L49 219H47ZM61 220V219H60ZM81 220V219H80ZM93 219H91V221H92ZM145 220H147V218L145 219ZM194 220V219H193ZM192 220V221H193ZM196 220V219H195ZM238 220V219H237ZM249 220V222H251ZM7 221V220H6ZM21 221H23V219H21ZM105 221V220H104ZM107 221V220H106ZM197 221V220H196ZM215 221V220H214ZM227 221V220H226ZM11 222V221H10ZM9 222V223H10ZM29 222V221H28ZM46 222V221H45ZM48 222V223H49ZM82 222H83V220H82ZM113 222V221H112ZM127 222H129V220L127 221ZM145 222H147V221H145ZM168 222V221H167ZM206 222L208 223V221L206 220ZM212 222H213V220H212ZM8 223V222H7ZM64 223V222H63ZM77 223V222H76ZM84 223V222H83ZM86 223H88V224H86ZM85 224L86 225H84V226H82L78 231H72V232H70L69 234H68V236L67 237H69L70 239H71V241L72 242H75V245L76 244H79L80 242H82V241H84V240H87L86 238L87 237H91L92 236V231H94L93 230V227L94 226H92V223H89V222H86ZM115 223H117V221L115 222ZM148 223V222H147ZM240 223V222H239ZM247 223V222H246ZM251 223H253V222H251ZM1 224V223H0ZM11 224V223H10ZM32 224H34V223H32ZM38 224V223H37ZM51 224V223H50ZM97 224V223H96ZM108 224V223H107ZM106 224V225H107ZM149 224V223H148ZM156 224V223H155ZM174 224V223H173ZM172 224V225H173ZM210 224V223H209ZM213 225H214V222L212 223ZM71 225H73V223L71 224ZM98 225V224H97ZM145 225V224H144ZM207 225V224H206ZM230 225V224H229ZM252 225V224H251ZM262 225V224H261ZM46 226V225H45ZM153 226V225H152ZM253 226V225H252ZM22 227V226H21ZM59 227V226H58ZM77 227V226H76ZM75 227V228H76ZM80 227V226H79ZM140 227V226H139ZM145 227H147V226H145ZM196 227V226H195ZM205 227V226H204ZM225 227V226H224ZM223 227V228H224ZM229 227V226H228ZM247 227V226H246ZM51 228V227H50ZM95 228V227H94ZM125 228H127V227H125ZM153 228V227H152ZM194 228V227H193ZM231 228H233L232 227V225H231ZM8 229H9V236H10V238H11V240H12V245L10 246V248L8 247V248H6V249H3L2 247H0V264H24L25 262H28L29 260L27 259V256L25 255L26 254V252L28 251H30V253L31 252H33L35 255H36V262L35 263H37V264H43V263H45V261L48 259V255L47 254H45V253H43L44 251H32L31 250V247L32 246H30V243H29V241L27 240V238H28V232H25V231H23V229H25V225L23 224V227L22 228H20V226H19V229L17 230V231H20V232H22L21 234H20V236L17 238L16 236H15V233H17V231L15 230V228L13 227V225H11V226H8ZM60 229H62V228H60ZM59 229V230H60ZM115 229V228H114ZM113 229V230H114ZM139 229V228H138ZM202 229V228H201ZM214 229V228H213ZM212 229V230H213ZM252 229V228H251ZM67 230V229H66ZM154 230H156V229H154ZM165 230V229H164ZM186 230V229H185ZM207 230V229H206ZM211 229H210V231H212ZM61 231V230H60ZM68 231V230H67ZM66 231V232H67ZM116 231V230H115ZM125 231V230H124ZM140 231V230H139ZM197 231V230H196ZM209 231V230H208ZM237 231V230H236ZM239 231V230H238ZM259 231V230H258ZM35 232V231H34ZM49 232V231H48ZM53 232H55V231H53ZM62 232V231H61ZM61 232H60V234H61ZM103 232H105V231H103ZM156 232V231H155ZM215 232V231H214ZM227 232V231H226ZM232 232V231H231ZM231 232H230V234L229 235H231ZM59 233V232H58ZM186 233V232H185ZM196 233V232H195ZM217 233H218V231H217ZM234 233V232H233ZM241 233V232H240ZM243 233H245V232H243ZM30 234V233H29ZM40 234V233H39ZM45 234V233H44ZM115 234V233H114ZM211 234V233H210ZM228 234V233H227ZM258 234H259V232H258ZM51 235V234H50ZM54 235V234H53ZM86 235H88V236H86ZM212 235V234H211ZM215 235H217L216 233H215ZM219 235V234H218ZM48 236V235H47ZM57 236H59V234H57ZM201 236V235H200ZM224 236V235H223ZM240 235L238 234V237H239ZM56 237V236H55ZM104 237V236H103ZM106 237H107V235H106ZM116 237V236H115ZM120 237V236H119ZM166 237V236H165ZM197 237H199V236H197ZM211 237V236H210ZM214 237V236H213ZM219 237V236H218ZM232 237V236H231ZM62 238V237H61ZM66 238V237H65ZM41 239H43V238H41ZM56 239V238H55ZM98 239H99V237H98ZM167 239V238H166ZM172 239V238H171ZM243 239V238H242ZM45 240V239H44ZM116 240V242H117V239H115ZM153 240H155V239H153ZM152 240V241H153ZM168 240V239H167ZM234 240V239H233ZM233 240H232V242H233ZM55 241V240H54ZM99 241V240H98ZM107 241H109V240H107ZM106 241V242H107ZM172 241V240H171ZM206 241V240H205ZM213 241H215V240H213ZM242 241V240H241ZM244 241V240H243ZM56 242V241H55ZM54 242V243H55ZM63 242V241H62ZM180 242H182V241H180ZM223 242V241H222ZM44 243H45V241H44ZM64 243V242H63ZM83 243V242H82ZM98 243H100V242H98ZM104 243V242H103ZM133 243V242H132ZM145 243V242H144ZM153 243H154V241H153ZM230 243V242H229ZM249 243V242H248ZM38 244V243H37ZM101 244V243H100ZM146 244V243H145ZM224 244V243H223ZM243 244V243H242ZM62 245V244H61ZM111 245V244H110ZM116 245V244H115ZM124 245H125V243H124ZM137 245V244H136ZM220 245V244H219ZM79 246V245H78ZM84 246V245H83ZM97 246V245H96ZM145 246V245H144ZM209 246V245H208ZM224 246V245H223ZM222 246V247H223ZM227 246V245H226ZM19 247H21V250H19ZM42 247V246H41ZM57 247V246H56ZM70 245H69V249H70ZM99 247V246H98ZM115 247H117V246H115ZM181 247H183L184 248V246H181ZM204 247V246H203ZM228 247V246H227ZM226 247V248H227ZM231 247V246H230ZM237 247V246H236ZM251 247V246H250ZM59 248V247H58ZM85 248H87V247H85ZM150 248V247H149ZM193 247H191V249H192ZM225 248V249H226ZM238 248V247H237ZM34 249V248H33ZM99 249V248H98ZM140 249V248H139ZM142 249V248H141ZM143 249H144V247H143ZM156 249V248H155ZM182 249V248H181ZM185 249V248H184ZM220 249H222V248H220ZM232 249V248H231ZM42 250V249H41ZM49 250V249H48ZM47 250V251H48ZM63 250V249H62ZM61 250V251H62ZM71 250V249H70ZM74 250V249H73ZM134 250V249H133ZM132 250V251H133ZM166 250H167V248H166ZM199 250V249H198ZM206 250V249H205ZM55 251H57V250H55ZM76 251V250H75ZM89 251V250H88ZM157 251V250H156ZM236 251V250H235ZM251 251V250H250ZM1 252H3V253H1ZM4 252L6 253V255H4ZM65 252V251H64ZM116 252H117V249H116ZM115 252V253H116ZM121 252V251H120ZM126 252V251H125ZM191 252V251H190ZM201 252V251H200ZM243 252H244V250H243ZM51 253V252H50ZM54 253H56V252H54ZM119 253V252H118ZM123 253V252H122ZM134 253V252H133ZM143 253V252H142ZM141 253V254H142ZM158 253V252H157ZM222 253V252H221ZM239 253V252H238ZM237 253V254H238ZM256 253V252H255ZM259 253V252H258ZM53 254V253H52ZM121 254V253H120ZM132 254V253H131ZM160 254V253H159ZM223 254V253H222ZM110 255V254H109ZM156 256L158 255V254H155ZM154 255V256H155ZM210 254H208V256H209ZM239 255V254H238ZM237 255V256H238ZM247 255V254H246ZM254 255V254H253ZM47 256V257H46ZM57 256V255H56ZM96 256H97V254H96ZM99 256V255H98ZM160 255H158L157 257H159ZM252 256V255H251ZM257 256V255H256ZM30 257V256H29ZM110 257V256H109ZM79 258V257H78ZM124 258V257H123ZM147 258V257H146ZM217 258V257H216ZM246 258V257H245ZM258 258V257H257ZM262 258V257H261ZM116 259V258H115ZM127 259V258H126ZM158 259V258H157ZM159 259H160V257H159ZM219 259H221V258H219ZM219 259H217L216 261H218ZM243 259V258H242ZM58 260V259H57ZM129 260V259H128ZM128 260L127 261H125L126 263L128 262ZM162 260V259H161ZM222 260V259H221ZM238 260V259H237ZM257 260V259H256ZM65 261V260H64ZM96 261H98V259L96 260ZM116 261V260H115ZM136 261V260H135ZM145 261V260H144ZM236 261V260H235ZM24 262V263H23ZM50 262V261H49ZM133 262V261H132ZM258 262V261H257ZM31 262L29 261L28 262V264H30ZM77 263V262H76ZM99 263H101V262H99ZM144 263V262H143ZM200 263V262H199ZM220 263V262H219ZM225 263V262H224ZM231 263H232V261H231ZM26 264V263H25ZM54 264V263H53ZM58 264H60V263H58ZM128 264V263H127ZM138 264H140V262L138 263ZM156 264H158V263H156ZM261 264H263V263H261Z\"/></svg>",
  "mask_w": 264,
  "mask_h": 264
}]
</instances>
